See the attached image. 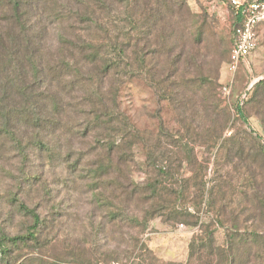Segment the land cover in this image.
Instances as JSON below:
<instances>
[{"label": "rangeland", "instance_id": "374dc122", "mask_svg": "<svg viewBox=\"0 0 264 264\" xmlns=\"http://www.w3.org/2000/svg\"><path fill=\"white\" fill-rule=\"evenodd\" d=\"M73 2L62 0L61 4L72 7ZM174 13L181 16L170 19L174 23L169 40L150 43L148 58L153 77L140 75L141 68L136 63L134 78L120 85L116 102L140 134L134 145L135 159L125 171L136 182L162 179L161 168L172 172L174 176L166 184L183 191V213L168 221L158 216L145 229H122L109 224L107 210L122 207L118 198L121 190L117 183L106 189L98 181L97 185L90 183V169L103 154L104 143L98 142V131L88 134L85 129L91 118L86 92L82 85H75L74 90L63 89L71 77L63 81L49 78L40 89L48 88L58 96L61 122L55 129L43 132L56 144L58 159L45 165L33 149L29 159L22 158L14 143L0 139V234L26 233L32 223L10 202L20 192L15 182L19 176L36 177L33 187L22 186L19 197L35 207L45 220L41 244L28 242L20 248L26 264H138L140 261L130 257V252L135 249L137 254L144 246L162 262L185 263L194 234L205 236L214 230L217 241L224 243L233 222L244 229H264V121L249 101L256 83L264 79V26L258 29L257 49L236 73L232 93L225 96L221 88L228 77L236 21L228 0H187L183 11ZM48 14L41 27L46 28V58L56 52L58 31L67 32L66 24L62 27ZM200 28L204 39L195 44L190 36ZM165 51L170 52V57ZM175 57L177 62L172 66ZM168 74V82H175L174 91L181 92L180 108L167 96L171 94L165 81ZM200 85L207 87L202 89ZM206 89L211 98L203 102ZM245 92L247 97L241 102ZM218 102L230 113L222 138L238 141L241 154L218 151L214 136L221 122L215 110ZM144 141L153 153H159V157L165 154L167 160L148 166L146 150L142 149ZM227 146L233 147V141ZM112 157L117 168L121 153ZM105 195L116 206L103 205L100 198ZM211 198L216 209L211 207ZM143 206L142 202L133 203L128 211L141 214Z\"/></svg>", "mask_w": 264, "mask_h": 264}, {"label": "trees", "instance_id": "16d2710c", "mask_svg": "<svg viewBox=\"0 0 264 264\" xmlns=\"http://www.w3.org/2000/svg\"><path fill=\"white\" fill-rule=\"evenodd\" d=\"M64 2H73V5L63 6L62 0H0V139L14 143L22 158L29 159L30 149H33L38 157L45 160L43 164H53L59 157L56 144L48 140L43 131L49 128L53 130L61 122L58 112L60 101L48 88L42 91L40 87L49 78L63 81L65 77H71L62 88L69 91L74 90L75 85H82L91 108V118L85 129L88 134L98 131L101 137L97 140L104 143L103 154L90 169V183L97 185L98 181L103 189L117 183L121 190L118 198L122 207L107 210L109 224L122 229H145L158 216L166 221L177 218L183 213L180 204L184 195L180 189L166 184L169 183L167 180L173 178L172 172L161 168L159 175L162 179L136 182L125 171L135 159L134 145L140 140V134L118 106L116 95L120 85L134 78L136 63L141 68L140 75L153 77L148 58L150 43L152 40H169L174 23L170 19L181 16L174 12L183 11L187 0ZM47 12L55 23L62 27L66 24L67 32L58 31L56 52L46 58V28L41 27ZM67 33L75 38H70ZM203 34L200 28L190 39L199 44L204 39ZM164 54L170 57L169 51ZM172 61L171 65L174 66L177 57ZM167 76L165 81L171 91L167 96L180 108L183 103L179 100L181 92L174 91L172 86L175 82H168L171 75ZM255 86L249 101L254 103L264 121V79ZM205 87L200 85L202 89ZM210 95V90L206 89L203 102L208 101ZM215 110L216 115L221 117L214 130L218 151L221 150V154L227 151V155L232 151L241 154L243 149L238 141L222 138L230 113L222 109L219 102ZM232 141L233 147H228ZM142 149L146 150L148 166H157L168 158L165 154L159 157V153H153L147 141H144ZM119 152V164L114 168L112 156ZM115 169L118 171L116 175ZM35 178L26 174L15 180L20 192L12 196L10 202L32 223L26 233L13 236L0 234V264H26L20 254L21 246L28 242L41 244L45 220L35 207H30L22 196L19 197L22 186L26 189L33 187ZM100 199L103 205L116 206L106 195ZM138 202L144 203L141 214L129 213L128 206ZM210 203L216 209L214 198ZM218 223L222 225L223 222L219 219ZM231 228L224 243L217 241L214 230L208 231L205 236L194 234L189 242V256L185 263L162 262L145 246L137 254L133 249L130 257L138 259V264H264V229H244L238 222H233Z\"/></svg>", "mask_w": 264, "mask_h": 264}, {"label": "built area", "instance_id": "2783aa9c", "mask_svg": "<svg viewBox=\"0 0 264 264\" xmlns=\"http://www.w3.org/2000/svg\"><path fill=\"white\" fill-rule=\"evenodd\" d=\"M235 17L232 30V49L227 64L228 77L221 91L229 96L235 84L236 73L246 65L258 46V28L264 24V0H228ZM247 97L245 92L241 102ZM113 264H119L114 262Z\"/></svg>", "mask_w": 264, "mask_h": 264}]
</instances>
